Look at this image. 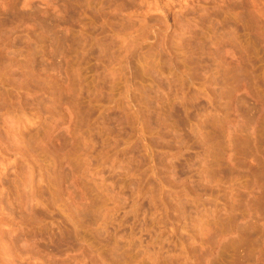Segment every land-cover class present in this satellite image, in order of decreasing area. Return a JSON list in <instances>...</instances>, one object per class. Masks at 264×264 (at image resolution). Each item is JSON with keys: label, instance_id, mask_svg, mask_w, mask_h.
<instances>
[{"label": "rangeland", "instance_id": "1", "mask_svg": "<svg viewBox=\"0 0 264 264\" xmlns=\"http://www.w3.org/2000/svg\"><path fill=\"white\" fill-rule=\"evenodd\" d=\"M0 264H264V0H0Z\"/></svg>", "mask_w": 264, "mask_h": 264}, {"label": "bare ground", "instance_id": "2", "mask_svg": "<svg viewBox=\"0 0 264 264\" xmlns=\"http://www.w3.org/2000/svg\"><path fill=\"white\" fill-rule=\"evenodd\" d=\"M183 114H185V113H183ZM185 117H186V114H185ZM189 117V116H188ZM187 117V118H188ZM66 237V238H65ZM109 240V239H108ZM65 242H70V238L68 237V236H65V235H60L59 237H58V239H57V241L54 243V246H55V248H60L61 247V245L63 244V243H65ZM106 243H108V241H106ZM67 244V243H66Z\"/></svg>", "mask_w": 264, "mask_h": 264}]
</instances>
